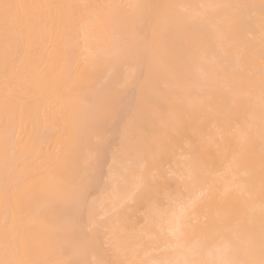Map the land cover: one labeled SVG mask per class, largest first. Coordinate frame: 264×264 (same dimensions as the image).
<instances>
[{
    "label": "snow or ice",
    "instance_id": "1",
    "mask_svg": "<svg viewBox=\"0 0 264 264\" xmlns=\"http://www.w3.org/2000/svg\"><path fill=\"white\" fill-rule=\"evenodd\" d=\"M77 9L107 24L85 57L103 73L87 85L67 64L25 65L17 28L36 14L55 28ZM0 21V264H264V0H0ZM46 80L48 99L36 104ZM44 174L63 207L34 236L10 219L21 177Z\"/></svg>",
    "mask_w": 264,
    "mask_h": 264
},
{
    "label": "bare ground",
    "instance_id": "2",
    "mask_svg": "<svg viewBox=\"0 0 264 264\" xmlns=\"http://www.w3.org/2000/svg\"><path fill=\"white\" fill-rule=\"evenodd\" d=\"M11 3L21 4H87V5H105V4H121L129 2H141V3H172L176 0H6ZM185 3H202L207 0H183ZM241 2L256 3L259 4L260 0H241ZM89 9H77L74 15L65 16L62 19H57L56 27L53 28L52 21L46 17L36 14L28 20H22L17 24L18 29H25L21 40V53L24 57L25 65H31L33 67L38 66L41 69L48 71L57 64H67L76 73L74 79H78L81 75L85 78L84 83L87 85L93 81H100L103 67L97 65L95 68L91 67L85 62V57L90 52L95 51L101 46L105 39L104 29L107 26L106 23H101L95 17L89 18ZM104 11L107 10H98ZM87 29V41H85V33L81 31V28ZM3 28L2 21H0V91H2L3 80ZM171 40V38H166ZM258 46V39H257ZM47 66V68H46ZM51 79V77H47ZM49 85L47 80L35 91V103L43 104L48 99ZM31 99V98H28ZM256 103V109L254 115L251 117V122L254 126V137L251 142V151L255 153L257 159L259 156V121L260 111L258 100ZM243 116V114H242ZM43 127V121L41 122ZM121 125L111 127L108 130V135L112 138L113 143L119 142ZM29 132H31V126H29ZM28 137L25 136V139ZM56 137L49 139L48 144L45 145V152H48L49 146H55ZM45 166V162H38L37 169ZM18 172H23V169H19ZM53 177L44 175H31L27 178L21 177L19 189L17 190L14 198V204L17 207V212L14 220L10 219V226L15 224L21 228L22 232L31 235H40L46 229L47 221L52 218V214L58 211L63 206L59 203H53L48 196V188ZM3 175L0 172V192H2ZM177 185L173 184V188ZM258 186V185H257ZM258 203V201H257ZM38 212L37 215H33V212ZM214 215V211L209 213L211 217ZM201 222L204 217L201 216ZM0 223H2V214H0ZM147 242V238H145ZM110 241L107 237L101 236L98 240V247L105 253L106 259H113L114 256L111 253ZM53 259L58 256H53Z\"/></svg>",
    "mask_w": 264,
    "mask_h": 264
}]
</instances>
